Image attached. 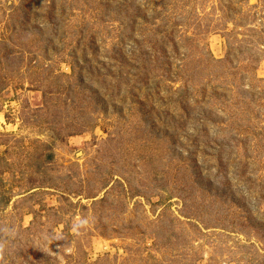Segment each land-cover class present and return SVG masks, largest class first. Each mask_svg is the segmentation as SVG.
Listing matches in <instances>:
<instances>
[{
	"label": "rangeland",
	"instance_id": "rangeland-1",
	"mask_svg": "<svg viewBox=\"0 0 264 264\" xmlns=\"http://www.w3.org/2000/svg\"><path fill=\"white\" fill-rule=\"evenodd\" d=\"M0 264H264V0H0Z\"/></svg>",
	"mask_w": 264,
	"mask_h": 264
}]
</instances>
